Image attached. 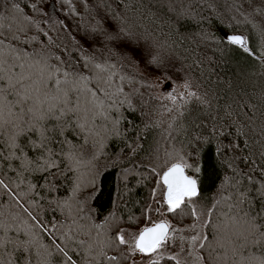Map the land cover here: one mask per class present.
Masks as SVG:
<instances>
[{"label": "snow or ice", "instance_id": "obj_1", "mask_svg": "<svg viewBox=\"0 0 264 264\" xmlns=\"http://www.w3.org/2000/svg\"><path fill=\"white\" fill-rule=\"evenodd\" d=\"M129 3L131 17L101 15L70 52L47 31L29 35L33 0H0V174L17 176L33 207L47 201L56 220L46 224L0 179V264H160L165 251L171 264H264V0ZM9 8L20 14L10 18ZM240 23L249 35L227 30ZM213 27L222 35L211 36ZM210 40L212 56L201 46ZM235 51L260 70L233 64ZM137 83L171 103L165 139L180 150L165 149L172 162L156 211L179 220L143 227L130 241L110 222L115 212L94 216L85 197L97 192V161L120 134L121 110L139 111L143 127H153L134 102L144 95ZM9 196L23 219L5 214Z\"/></svg>", "mask_w": 264, "mask_h": 264}, {"label": "trees", "instance_id": "obj_2", "mask_svg": "<svg viewBox=\"0 0 264 264\" xmlns=\"http://www.w3.org/2000/svg\"><path fill=\"white\" fill-rule=\"evenodd\" d=\"M135 2V0H132ZM29 3V0H19L21 7ZM37 5L36 9H25L35 24L32 26V31L29 35L38 34L42 37V31H47L54 38L59 37L57 43L62 47L66 46L70 52H75L76 39L81 35L85 28H89L96 24L101 15L109 18L117 16L118 14L124 17H131L132 12L126 10L125 3L129 0H33ZM149 4V0H145V5ZM139 7V4H136ZM131 7V3H129ZM10 18H15L20 14L19 9L9 8ZM63 21V24L60 23ZM114 22H119L117 19ZM224 24L228 21L224 20ZM232 28H236L240 33L249 35L245 24H232L227 28L231 33ZM167 31V28L164 29ZM223 31V30H222ZM221 32H217L213 27L210 30L211 36H220ZM209 56L213 55L211 49L216 47V44L210 40L201 45ZM189 47L185 42L182 46ZM194 47V46H192ZM223 48H230L226 43L222 45ZM181 49L177 51L184 54ZM79 55V53L77 52ZM230 60L233 64L239 63L243 67L255 68L259 71L258 65L250 58L239 51L229 53ZM219 53H216V58ZM116 83L120 81L114 78ZM179 82H177V85ZM126 90L131 89L130 84H125ZM136 88L143 92V97L137 96L134 102L137 109L143 107L149 115L144 117L145 121L150 122L153 127L145 129L140 122L139 111L132 113L130 111L121 110L125 117L116 127L119 128V136L110 135L106 141L107 147L103 150L100 159L97 161L99 165L100 174L96 177L97 192L93 197H85L88 206L96 209L94 216L103 218L109 212H115V219L110 218V222L125 226V230L137 231L145 226L147 221L148 209L153 197V190H157L156 186L160 184V177L163 171L167 169L172 161L165 163L167 157L165 156V149L173 151V144L175 150H180L179 140L169 142L165 139L167 135L166 129L171 123L169 114L165 111L164 105L171 107L170 101L163 99V97L156 96L154 89L143 86L141 83L135 85ZM114 90V89H112ZM155 97V98H154ZM111 127V125H110ZM115 131V129H113ZM182 139V137H181ZM135 149V150H133ZM157 150L159 151V158H157ZM188 151V149H185ZM155 168V171L152 169ZM83 171V170H82ZM91 176L86 174L83 177L85 187L83 191L86 193L91 185L89 181ZM0 179L5 180L18 193L22 194V202L29 207L34 213H39L44 218L47 224L49 221L56 223L52 215V210L47 201L42 207H33V202L24 184L20 183L17 176L13 175L7 168L4 173L0 174ZM18 185V186H17ZM2 193V190H0ZM206 195H211V192L206 191ZM53 195H56L53 193ZM63 195V189H61ZM7 203L4 205L5 214L11 220L12 216H17V220H21L26 216L23 209L16 205L11 197H6ZM166 209V208H165ZM165 217L173 225L178 224L179 218H173L172 214L164 213ZM59 215V213H57ZM129 224L132 227H127ZM60 231H66V225L57 224ZM60 231L56 235H60ZM160 260V264H171L166 257ZM130 261L120 260L118 264H129Z\"/></svg>", "mask_w": 264, "mask_h": 264}, {"label": "rangeland", "instance_id": "obj_3", "mask_svg": "<svg viewBox=\"0 0 264 264\" xmlns=\"http://www.w3.org/2000/svg\"><path fill=\"white\" fill-rule=\"evenodd\" d=\"M182 89H180L178 86H177V91H180ZM154 92H155V95L157 96H161V93L158 89H154ZM157 190L155 192V196L152 197V200H151V203H150V206H149V209H148V213H147V221L145 223V226L146 227H149L151 226L153 223H156V222H159L161 220H168L166 217H165V212H166V209L165 208H161L160 209V212H157L156 209L157 207L160 206V204L163 203V193H164V186L162 185V183L160 182V184H158L156 186ZM176 226V225H174ZM137 231H131V230H125V235H126V239H129L131 241L132 239V234L133 233H136ZM170 253L168 251H165L163 253L164 256H168ZM155 258V257H154ZM131 264V261L130 263ZM138 264H141V262L139 261L138 259ZM143 264H147V261H144ZM180 264H184V260L181 259V262Z\"/></svg>", "mask_w": 264, "mask_h": 264}, {"label": "water", "instance_id": "obj_4", "mask_svg": "<svg viewBox=\"0 0 264 264\" xmlns=\"http://www.w3.org/2000/svg\"><path fill=\"white\" fill-rule=\"evenodd\" d=\"M162 176V175H161ZM163 185V184H162ZM164 186V185H163ZM164 191H165V187H164ZM150 227V226H149Z\"/></svg>", "mask_w": 264, "mask_h": 264}]
</instances>
